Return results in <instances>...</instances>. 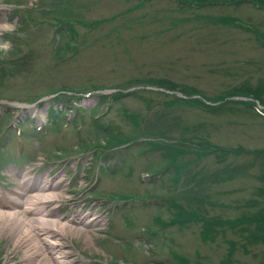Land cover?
Segmentation results:
<instances>
[{
	"label": "rangeland",
	"instance_id": "obj_1",
	"mask_svg": "<svg viewBox=\"0 0 264 264\" xmlns=\"http://www.w3.org/2000/svg\"><path fill=\"white\" fill-rule=\"evenodd\" d=\"M57 1L0 0V212L89 214L60 231L72 264H264V0ZM100 86L139 93L99 99ZM177 90L211 103H170ZM205 145L245 151L198 157ZM23 171L55 181L56 201ZM25 255L0 235V264Z\"/></svg>",
	"mask_w": 264,
	"mask_h": 264
},
{
	"label": "bare ground",
	"instance_id": "obj_2",
	"mask_svg": "<svg viewBox=\"0 0 264 264\" xmlns=\"http://www.w3.org/2000/svg\"><path fill=\"white\" fill-rule=\"evenodd\" d=\"M28 174L29 173L25 171L22 175L24 187L36 190L50 189V192L41 193L40 195H36L35 198L37 200H52L55 202L58 194L55 181L52 179H37L36 177L28 176ZM28 204L29 205H26V207H20L19 210L0 212V235H8L11 242L15 243L16 246L20 245L26 249L27 255L24 256L26 264H52L45 251L40 253L38 244L32 239V223L25 220L21 212H28L29 210L40 212L43 210L42 213H52L53 210L39 206V202H29ZM75 222V225H80L81 227L91 226V224H93V217L86 214L82 217H77ZM70 224H72V222L66 219V223L56 226L55 229L53 227V229L55 232H58L62 228H68L71 226Z\"/></svg>",
	"mask_w": 264,
	"mask_h": 264
},
{
	"label": "trees",
	"instance_id": "obj_3",
	"mask_svg": "<svg viewBox=\"0 0 264 264\" xmlns=\"http://www.w3.org/2000/svg\"><path fill=\"white\" fill-rule=\"evenodd\" d=\"M191 104H195V103H200L199 100H190ZM217 149L216 146H213V150ZM228 151H230L231 153H243L245 150L242 148H238V149H229Z\"/></svg>",
	"mask_w": 264,
	"mask_h": 264
}]
</instances>
